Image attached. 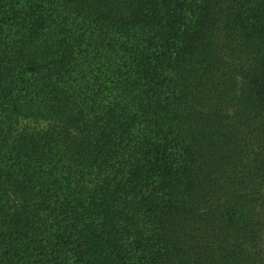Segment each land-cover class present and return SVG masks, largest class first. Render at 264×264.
Listing matches in <instances>:
<instances>
[{
	"label": "trees",
	"instance_id": "16d2710c",
	"mask_svg": "<svg viewBox=\"0 0 264 264\" xmlns=\"http://www.w3.org/2000/svg\"><path fill=\"white\" fill-rule=\"evenodd\" d=\"M0 264H264V0H0Z\"/></svg>",
	"mask_w": 264,
	"mask_h": 264
}]
</instances>
